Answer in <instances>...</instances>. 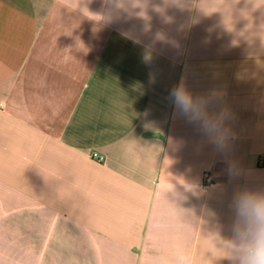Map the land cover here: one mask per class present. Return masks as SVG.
<instances>
[{
  "label": "crops",
  "instance_id": "obj_1",
  "mask_svg": "<svg viewBox=\"0 0 264 264\" xmlns=\"http://www.w3.org/2000/svg\"><path fill=\"white\" fill-rule=\"evenodd\" d=\"M263 152L264 0H0V264H229Z\"/></svg>",
  "mask_w": 264,
  "mask_h": 264
},
{
  "label": "clouds",
  "instance_id": "obj_2",
  "mask_svg": "<svg viewBox=\"0 0 264 264\" xmlns=\"http://www.w3.org/2000/svg\"><path fill=\"white\" fill-rule=\"evenodd\" d=\"M174 105L187 113L192 107L193 96L182 85L170 91ZM234 220L231 238L226 244L223 260L229 264H264V193L244 190L233 198ZM164 264H195L187 255Z\"/></svg>",
  "mask_w": 264,
  "mask_h": 264
},
{
  "label": "built area",
  "instance_id": "obj_3",
  "mask_svg": "<svg viewBox=\"0 0 264 264\" xmlns=\"http://www.w3.org/2000/svg\"><path fill=\"white\" fill-rule=\"evenodd\" d=\"M91 158L97 160L98 162H103L105 160L104 156L98 155L97 153H92ZM259 165L261 168H264V152L260 156ZM212 180V177L209 173H205L204 175V181L207 184H210Z\"/></svg>",
  "mask_w": 264,
  "mask_h": 264
}]
</instances>
